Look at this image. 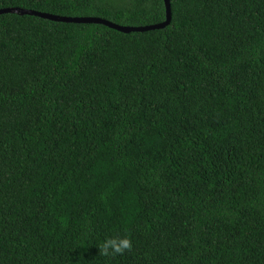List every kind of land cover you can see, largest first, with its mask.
Wrapping results in <instances>:
<instances>
[{
  "label": "trees",
  "instance_id": "trees-1",
  "mask_svg": "<svg viewBox=\"0 0 264 264\" xmlns=\"http://www.w3.org/2000/svg\"><path fill=\"white\" fill-rule=\"evenodd\" d=\"M170 6L0 14V264H264V0Z\"/></svg>",
  "mask_w": 264,
  "mask_h": 264
},
{
  "label": "water",
  "instance_id": "water-1",
  "mask_svg": "<svg viewBox=\"0 0 264 264\" xmlns=\"http://www.w3.org/2000/svg\"><path fill=\"white\" fill-rule=\"evenodd\" d=\"M165 7H166V19L160 23L150 24V25H140V26H129V25H120L114 23L110 20L94 17V16H63V15H56L42 11H36L31 9H24L20 7H8L0 9V14L3 13H16L20 15H34L44 19H49L52 21L58 22H72V23H98L103 24L107 27L115 29L117 31L123 33H130V32H144L148 30L154 29H162L169 25L171 21V6L170 0H164Z\"/></svg>",
  "mask_w": 264,
  "mask_h": 264
},
{
  "label": "clouds",
  "instance_id": "clouds-1",
  "mask_svg": "<svg viewBox=\"0 0 264 264\" xmlns=\"http://www.w3.org/2000/svg\"><path fill=\"white\" fill-rule=\"evenodd\" d=\"M101 255H122L125 251L131 250L132 241L128 235L108 236L97 245Z\"/></svg>",
  "mask_w": 264,
  "mask_h": 264
}]
</instances>
